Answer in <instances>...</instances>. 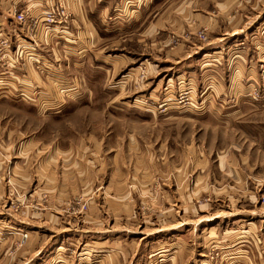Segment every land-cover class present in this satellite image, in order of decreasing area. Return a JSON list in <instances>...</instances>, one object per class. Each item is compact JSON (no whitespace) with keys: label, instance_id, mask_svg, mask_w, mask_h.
I'll return each instance as SVG.
<instances>
[{"label":"rangeland","instance_id":"obj_1","mask_svg":"<svg viewBox=\"0 0 264 264\" xmlns=\"http://www.w3.org/2000/svg\"><path fill=\"white\" fill-rule=\"evenodd\" d=\"M195 2L264 20V0ZM190 20L151 29L148 46L115 39L100 72L54 64L0 91V264L42 248L39 264H151L165 241L180 264H264V21L208 53L227 25ZM250 66L248 94L214 84L225 70L249 88Z\"/></svg>","mask_w":264,"mask_h":264},{"label":"crops","instance_id":"obj_2","mask_svg":"<svg viewBox=\"0 0 264 264\" xmlns=\"http://www.w3.org/2000/svg\"><path fill=\"white\" fill-rule=\"evenodd\" d=\"M153 1L155 0H0V91L11 92L16 89V82L21 81L23 77L33 79L40 77L43 80L45 77L49 78L54 70L48 69L49 67L53 69L54 64L62 65V70L55 68V71L62 76L69 74L70 68L76 69L77 73H81L82 70L86 72L87 66L91 64L100 72L102 62L112 65L117 62L113 54H102L103 47L116 44L115 39H136L141 41V46H148L151 29L165 30V28L171 27L181 29L182 22L186 21L185 23H187V20L191 19V22L195 20L196 23L209 24L214 30L218 22H223L227 28L218 32L222 37L218 38V42L209 41L207 45L210 46H204L212 48L208 50L209 53L213 50L224 49L225 51L229 49L232 44L229 41L221 42L220 39L228 38L234 34L245 36L246 30L251 24L253 26L247 32L253 31L256 34L255 28L264 21L258 19V15L255 18L252 17V21L247 24L248 18H250V15L247 14H237L232 17L225 15L223 17L219 13L224 14V12L216 13L215 11L202 14L197 12L195 0H173L167 8L166 6L155 7ZM22 10L26 17L24 21L20 22L16 20L15 14ZM51 10L60 11L63 15L68 14V20L46 22L45 14ZM151 13L152 15L158 14V18L153 23L149 21ZM2 40H8V45L3 46ZM199 47L201 46L193 44L189 51L190 54L178 59H189L192 53L199 52ZM200 53L203 56L205 51ZM211 55L216 56V53ZM222 56H224L225 60L222 59L227 66L232 60L241 57L240 54H232L230 57L229 53L225 52ZM199 57L200 55L196 57V60ZM214 59L220 60L217 56ZM192 62L193 60H190L188 63L191 64L187 66L192 65ZM73 64H78L79 67H75ZM249 69V88L237 85L238 83L235 86L231 84V74L228 72L225 75V70L217 71L222 76L220 75V79L216 80L214 84L224 92L229 89L235 91L238 88L240 93L248 94L251 86L256 84V81H261L252 72L251 66ZM40 72L43 74L40 75ZM233 78L238 82L239 79L237 80L236 76ZM96 242L91 248L85 247L83 251L79 252L80 255L85 258L92 256L91 252L98 250L97 247L103 244L101 241ZM85 243L88 244L86 241ZM171 247L165 241V244L158 248L160 256L158 260L151 259L148 262L151 264H180V259L176 254H167L171 251ZM50 248L45 250L46 256L50 254L48 253ZM55 249L57 247L52 252L56 251ZM43 250V248L37 249L32 253V256L20 264H39L43 259L40 257ZM114 259L109 258L106 264H116Z\"/></svg>","mask_w":264,"mask_h":264},{"label":"built area","instance_id":"obj_3","mask_svg":"<svg viewBox=\"0 0 264 264\" xmlns=\"http://www.w3.org/2000/svg\"><path fill=\"white\" fill-rule=\"evenodd\" d=\"M57 13L60 14V15H63L62 12H60V11L59 12H55V10H51V11L47 12L45 14V21L46 22H54ZM25 17H26V14H25V12L23 10L22 11H18L15 14L16 20L20 21V22L24 21ZM1 43H2L3 46H7L8 45V40H2Z\"/></svg>","mask_w":264,"mask_h":264},{"label":"bare ground","instance_id":"obj_4","mask_svg":"<svg viewBox=\"0 0 264 264\" xmlns=\"http://www.w3.org/2000/svg\"><path fill=\"white\" fill-rule=\"evenodd\" d=\"M25 235V234H24Z\"/></svg>","mask_w":264,"mask_h":264}]
</instances>
